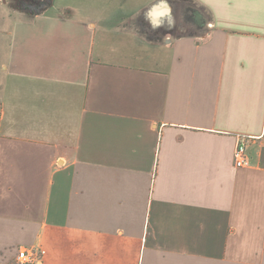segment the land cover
<instances>
[{"label": "crops", "instance_id": "1", "mask_svg": "<svg viewBox=\"0 0 264 264\" xmlns=\"http://www.w3.org/2000/svg\"><path fill=\"white\" fill-rule=\"evenodd\" d=\"M49 1L0 0V264H264V0Z\"/></svg>", "mask_w": 264, "mask_h": 264}, {"label": "rangeland", "instance_id": "2", "mask_svg": "<svg viewBox=\"0 0 264 264\" xmlns=\"http://www.w3.org/2000/svg\"><path fill=\"white\" fill-rule=\"evenodd\" d=\"M47 0L42 1V3H47L45 2ZM172 1L175 9L173 11L174 15H179V21L177 20H170L171 23H173L174 27L171 28V31H175V33L179 34V33H194L195 32V26L194 24H185L184 20L188 17V14H184L183 11L187 10V7H193V3L191 0H169ZM40 2H38L37 0H18V2H16V8H20L24 11H30L32 13H36V12H40L42 9H44V7H40L39 6ZM5 11H7L9 9V7L7 5H5L4 7ZM183 12V13H182ZM190 15V14H189ZM203 17H201V20L203 22ZM183 19V20H181ZM136 28L145 36H152V37H157V35H162L165 33L166 30L168 29H164L163 25L162 27L158 26L157 28L154 29V27H152V25H149V23L147 22V20L145 18H141L138 21V24L136 25Z\"/></svg>", "mask_w": 264, "mask_h": 264}, {"label": "built area", "instance_id": "3", "mask_svg": "<svg viewBox=\"0 0 264 264\" xmlns=\"http://www.w3.org/2000/svg\"><path fill=\"white\" fill-rule=\"evenodd\" d=\"M42 1V0H39ZM249 138L242 136L238 142L234 153V162L237 168H248L250 167V157L247 152V143ZM42 255L37 249H23L19 251L16 258V264H41Z\"/></svg>", "mask_w": 264, "mask_h": 264}, {"label": "trees", "instance_id": "4", "mask_svg": "<svg viewBox=\"0 0 264 264\" xmlns=\"http://www.w3.org/2000/svg\"><path fill=\"white\" fill-rule=\"evenodd\" d=\"M37 1L40 2V4H39L40 7H45V5L47 6L48 5V2H50L49 0L45 1L47 3H42V1H44V0H42V1L37 0ZM193 5L194 6L192 8L191 7L190 8L187 7V10L184 11V14H186V13L187 14L188 13L190 14V15L188 14V17L184 20L185 21L184 23L185 24L186 23L187 24H194V26L197 28L199 25H201V22H202L201 17L202 16H204L203 17V19H204L203 22L208 21L209 18H208V15H207V13L205 12L204 9L198 7L195 4H193ZM172 26H173V23H171V22H165V23H163L164 29H169ZM196 28H194V29H196Z\"/></svg>", "mask_w": 264, "mask_h": 264}]
</instances>
